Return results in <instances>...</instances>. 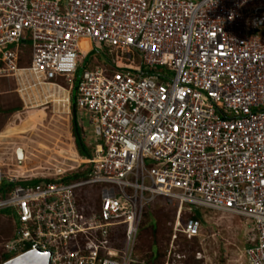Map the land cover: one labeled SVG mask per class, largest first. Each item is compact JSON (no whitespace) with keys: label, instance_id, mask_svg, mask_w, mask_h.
<instances>
[{"label":"built area","instance_id":"2783aa9c","mask_svg":"<svg viewBox=\"0 0 264 264\" xmlns=\"http://www.w3.org/2000/svg\"><path fill=\"white\" fill-rule=\"evenodd\" d=\"M81 37L108 50L105 68H87ZM10 77L66 91L68 109L75 90L95 137L85 177L0 174L12 183L0 211L15 219L0 264L32 247L49 264H133L159 197L175 209L171 247L200 235L202 219H180L201 207L252 222L235 264H264V0H0V78Z\"/></svg>","mask_w":264,"mask_h":264},{"label":"rangeland","instance_id":"374dc122","mask_svg":"<svg viewBox=\"0 0 264 264\" xmlns=\"http://www.w3.org/2000/svg\"><path fill=\"white\" fill-rule=\"evenodd\" d=\"M28 47V44L23 47L26 52ZM79 47L84 55L91 53L87 68L106 67L105 58L110 54L105 47L92 43L85 37L79 39ZM112 57L117 64L121 63L117 53L112 52ZM163 68L155 67L156 70ZM57 81L63 85L62 78ZM23 86L21 88L22 85L14 77L0 78V134L5 129L20 124L30 115H39L29 131L13 134L9 140L0 141L2 178L8 180L17 176L21 179V176H27L54 179L80 171L83 165L79 164L80 156L73 143L71 108L68 109L64 101L66 91L45 84L35 86L33 80L28 77L23 81ZM19 87L21 91L18 90ZM75 95L74 90V103ZM79 115L83 120L84 136L87 141H92L95 133L93 126L87 123L88 113ZM18 147L24 150V159H18ZM83 190L88 191L90 187H84ZM163 200L164 198L159 197L145 206L134 247L137 252L136 259H142L147 254L145 250L148 251L147 245L151 236L150 232L143 228L145 225L150 226L154 221L160 225L157 239L159 246L165 251L164 259L161 257L160 260H167L169 264H235L242 260L244 249L251 246L255 237L252 222L236 215L187 206L190 211L182 214L180 223L187 215L202 219L200 235L189 241L181 237L171 247L168 238L175 219V209L166 205ZM5 214L4 212L0 216V251L2 243L13 231L15 220L13 214Z\"/></svg>","mask_w":264,"mask_h":264},{"label":"trees","instance_id":"16d2710c","mask_svg":"<svg viewBox=\"0 0 264 264\" xmlns=\"http://www.w3.org/2000/svg\"><path fill=\"white\" fill-rule=\"evenodd\" d=\"M23 49V53L26 56V58L21 57L19 60V65H26L29 64L30 62V57H29V52ZM71 127H72V135H73V143L74 146L76 148V151L78 153L79 156L81 157H90L93 153V148H94V142L92 141H87V139L85 138V132L82 128L83 126V120L82 117L79 115V112L77 110V107L75 105V103L73 102V96L71 98ZM39 115L33 114L30 115L29 118H26V120L22 121L20 124L12 126L11 128H7L5 129L1 134H0V141H7L10 139V137L13 134H17V133H25L27 131H29L34 123L35 119H38ZM20 148V147H18ZM17 151V150H16ZM87 171H78V172H74V173H68L66 174V176L63 177H58V178H54V179H48L49 181H60L63 183H66L68 181L71 180H75V179H79L82 177L86 176ZM41 180V178H26V179H19L17 180L18 183L21 184H33L37 181ZM12 183H1L0 184V194L2 196H4L5 192L7 190H9V187H11ZM81 196L85 197L86 196V191H82ZM6 213L5 215L9 216L8 211H0V216L3 215V213ZM190 216L187 215L186 218H188ZM192 217H195V215ZM196 218V217H195ZM145 231H149L150 232V241L147 245V249L148 251L145 250V253H147L145 255V257H143L142 259H136L137 258V252L135 249V260L133 264H162L164 261L160 260L161 257L164 259V255H165V251L162 249L161 246H159L158 244V239H157V235H158V230L160 229V225L154 221L150 226L145 225L143 228ZM172 229V227H171ZM170 237V236H169ZM182 239H186L187 241H189L187 238H185L182 235H179L177 240L179 238ZM195 239V238H194ZM169 240V238H168ZM176 240V241H177ZM192 240V239H191ZM161 247V250H160ZM8 258L7 255H3L0 251V263L4 260H6Z\"/></svg>","mask_w":264,"mask_h":264},{"label":"water","instance_id":"95a60500","mask_svg":"<svg viewBox=\"0 0 264 264\" xmlns=\"http://www.w3.org/2000/svg\"><path fill=\"white\" fill-rule=\"evenodd\" d=\"M89 55L86 57L84 63L88 59ZM81 68L78 70V77L80 75ZM78 79V78H77ZM17 155L20 157L21 149L17 148ZM50 253L44 252L43 250L38 249L37 247H32L31 249L26 250L20 255H17L10 260L2 264H49Z\"/></svg>","mask_w":264,"mask_h":264},{"label":"bare ground","instance_id":"6f19581e","mask_svg":"<svg viewBox=\"0 0 264 264\" xmlns=\"http://www.w3.org/2000/svg\"><path fill=\"white\" fill-rule=\"evenodd\" d=\"M65 100V99H64ZM21 149V154H20V157H18V159L20 160V159H23V157H24V152H23V149L22 148H20Z\"/></svg>","mask_w":264,"mask_h":264},{"label":"crops","instance_id":"0c3cea01","mask_svg":"<svg viewBox=\"0 0 264 264\" xmlns=\"http://www.w3.org/2000/svg\"><path fill=\"white\" fill-rule=\"evenodd\" d=\"M23 152H24V150H23ZM74 153V152H73ZM25 157V156H24ZM24 157H23V159H24Z\"/></svg>","mask_w":264,"mask_h":264}]
</instances>
